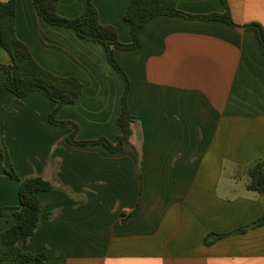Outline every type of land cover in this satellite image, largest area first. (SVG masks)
Instances as JSON below:
<instances>
[{
    "label": "crops",
    "instance_id": "crops-1",
    "mask_svg": "<svg viewBox=\"0 0 264 264\" xmlns=\"http://www.w3.org/2000/svg\"><path fill=\"white\" fill-rule=\"evenodd\" d=\"M4 1V0H2ZM103 24L130 43L125 14L131 0H93ZM237 24L264 27V0H228ZM87 0H61L76 17ZM16 29L38 62L77 77L83 94L59 120L77 123L76 139L121 129L125 83L102 44L41 18L33 0H16ZM180 10L222 13V0H180ZM138 50H115L131 80L134 134L119 153L104 146H72L71 126L50 123L56 104L35 91L21 102L0 69V233L16 223L20 178L56 180L38 194L42 216L25 249L48 264H264V194L246 187L249 166L264 154V50L252 32L223 21L159 16L141 31ZM0 62L10 63L0 46ZM51 213V217L44 214ZM229 234L212 244L210 235Z\"/></svg>",
    "mask_w": 264,
    "mask_h": 264
},
{
    "label": "trees",
    "instance_id": "trees-1",
    "mask_svg": "<svg viewBox=\"0 0 264 264\" xmlns=\"http://www.w3.org/2000/svg\"><path fill=\"white\" fill-rule=\"evenodd\" d=\"M61 0H33L37 14L53 27L73 30L80 38L102 44L106 50L109 62L125 83L122 99V110L117 123L121 134L116 143L107 137L91 140H78L80 131L77 123L71 120H59V111L78 102L83 94L82 82L74 76H61L42 66L32 54L28 44L17 34L16 29V0H0V46L6 50L10 63H1L0 69L6 74L5 87L22 101L31 93L38 91L52 100L56 106L49 116L50 123L66 127L73 131L67 138L72 146H104L112 153L123 150L124 144L134 134L135 119L129 107L131 80L125 69L115 57V50L134 51L141 45V31L154 18L159 16L179 17L199 21H223L233 27L252 32L260 41L264 50V27L258 22L237 24L231 14L228 0H222L225 11L207 15H194L179 9L180 0H131L125 14V20L130 24L132 41L123 43L119 38L115 25L101 22L100 13L93 0H87L86 7L76 17H65L58 11ZM7 153L2 137H0V156L5 159ZM6 175L19 182L20 205L14 209L16 223L0 233V264H48V256L44 252L31 253L25 249L30 238L36 233L42 216V208L38 194L55 189L65 190L74 194L56 180H46L40 176L22 179L13 167L6 169ZM246 187L254 193L264 194V154L254 161L246 173ZM6 208L0 207V217L6 213ZM51 217V213L44 214ZM264 223V216L250 226L241 228L243 232L249 227ZM229 234L210 235L206 238L207 245L214 240Z\"/></svg>",
    "mask_w": 264,
    "mask_h": 264
}]
</instances>
